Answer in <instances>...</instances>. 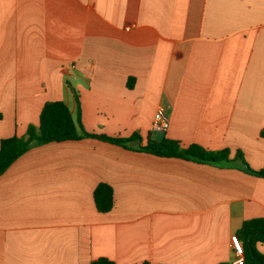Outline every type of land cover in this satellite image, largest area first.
Here are the masks:
<instances>
[{
  "label": "crops",
  "instance_id": "0c3cea01",
  "mask_svg": "<svg viewBox=\"0 0 264 264\" xmlns=\"http://www.w3.org/2000/svg\"><path fill=\"white\" fill-rule=\"evenodd\" d=\"M66 81L88 132L241 150L264 168V0H0V141L48 101L76 116ZM159 107L166 132L153 131ZM259 217L264 178L231 164L52 142L0 175V264L232 263L236 231Z\"/></svg>",
  "mask_w": 264,
  "mask_h": 264
},
{
  "label": "trees",
  "instance_id": "16d2710c",
  "mask_svg": "<svg viewBox=\"0 0 264 264\" xmlns=\"http://www.w3.org/2000/svg\"><path fill=\"white\" fill-rule=\"evenodd\" d=\"M66 87L74 97L77 108L76 116L72 114L69 105L63 100L46 102L40 112L37 125L30 124L23 136L15 134L0 141V175L32 147L52 142L95 138L127 150L144 152L162 158L183 159L217 166L231 164L245 173L264 178V168L253 169L244 159L241 150H237L232 156L228 148L208 150L199 144L183 146L181 142L166 137L161 141L150 138L144 141L139 133H133L129 137H120L88 132L82 122L80 92L70 81H66ZM93 199L98 212H110L115 202L113 188L107 183L98 184L94 190ZM236 239L241 245L243 264H264V250L260 248V246L264 247V217L244 221L236 231ZM90 264L116 263L101 257L92 260Z\"/></svg>",
  "mask_w": 264,
  "mask_h": 264
},
{
  "label": "built area",
  "instance_id": "2783aa9c",
  "mask_svg": "<svg viewBox=\"0 0 264 264\" xmlns=\"http://www.w3.org/2000/svg\"><path fill=\"white\" fill-rule=\"evenodd\" d=\"M170 126V119L167 110L164 107H159L153 120V131L155 132H166ZM244 257L242 252L235 254V258L232 264H243Z\"/></svg>",
  "mask_w": 264,
  "mask_h": 264
}]
</instances>
